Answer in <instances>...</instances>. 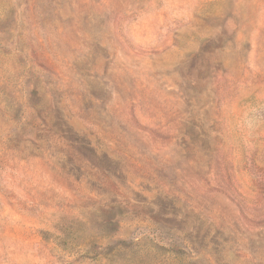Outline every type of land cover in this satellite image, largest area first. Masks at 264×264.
I'll use <instances>...</instances> for the list:
<instances>
[{"label": "rangeland", "instance_id": "rangeland-1", "mask_svg": "<svg viewBox=\"0 0 264 264\" xmlns=\"http://www.w3.org/2000/svg\"><path fill=\"white\" fill-rule=\"evenodd\" d=\"M0 264H264V0H0Z\"/></svg>", "mask_w": 264, "mask_h": 264}]
</instances>
